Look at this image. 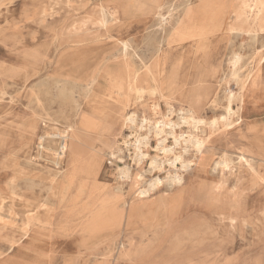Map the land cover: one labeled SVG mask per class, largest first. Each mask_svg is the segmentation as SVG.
I'll use <instances>...</instances> for the list:
<instances>
[{"label":"rangeland","instance_id":"374dc122","mask_svg":"<svg viewBox=\"0 0 264 264\" xmlns=\"http://www.w3.org/2000/svg\"><path fill=\"white\" fill-rule=\"evenodd\" d=\"M99 1L0 0V86L4 83L8 84V94L4 100L0 101V123L2 124H0V259H7L11 256L7 254L10 242L21 239L26 228L31 229L39 224L42 232L30 235L28 243L26 242L29 245L28 256L32 257V264H264V217L258 212V205L263 204L264 199L260 197L255 198V201H259L255 202V205L258 203L256 210H250L249 214L243 215L233 222L234 224L230 219L210 214L206 220L207 224L200 225L202 221H194L185 215L183 219H173V228L170 232L158 236L155 241H152L154 238L150 240L154 237L153 231L149 229L151 221L141 215L142 211L137 210L129 218L127 208L122 211L121 201L117 199L112 202L114 215L116 213L120 215L122 212L123 216L113 218L115 222L109 232L103 231L95 234L94 238L88 241L91 246L98 245V250L89 252L84 248L83 254L81 253L78 257L73 255L75 245L74 243L69 244L86 236L85 226L88 218L94 211L100 209L95 198L93 200L95 202H89V196L87 197L86 194L82 196L78 193V186L82 185L86 190L96 192L95 194L107 187L113 189L121 183L115 173L118 166L116 169L109 167L107 165L109 156L96 148L94 138L83 134L79 137L80 139L78 138L79 142L75 143L73 149L62 157V171L66 170L61 183L52 184V178L55 177L53 175L58 169L54 161L56 151L41 152L38 143L43 137L47 139L51 133L69 135L68 126L74 124L78 116L73 102L58 96L59 91L52 84L54 79H51L52 82L47 81L48 72H58L57 54L52 43L53 37L55 46L61 50L67 47L68 30L81 25L82 22L91 23L99 18ZM204 1L195 0V3L203 5ZM135 2L147 3L149 10L157 4V0H135ZM166 2L168 5H173L180 0H166ZM163 12L173 14L175 11L166 6ZM240 12L246 16L251 15L246 20H253L255 11L244 9ZM233 15V7L226 6L225 15L221 17L225 20V28L218 30L213 42H209L208 49L212 47L211 52H197L196 40H188L180 44H176L175 39L164 40V42L154 39L149 42L147 40L148 31L139 22L123 21L116 28L110 29L109 33L116 38L133 40L139 45L137 50L141 57L136 58L137 66L152 61L154 57L152 47L157 48L156 45L174 47L172 55L181 62V65L175 69L178 70L183 81L177 84L181 88L176 93V98L172 100V104L178 108L186 106L187 102L182 101L180 97L194 90L196 86L194 81L199 73H203L209 79L207 84L218 88L222 75L229 71L228 58L232 51H241L245 57H250L256 49L264 51V32L257 40H252L245 32L239 35L230 33L229 27L236 25L235 19L231 18ZM125 18L133 21L142 19L143 16L141 11L133 10L127 11ZM82 30L90 38L104 33L103 29H97L95 25L85 26ZM111 47L114 48V45L111 44ZM170 51L166 49V54L170 55ZM48 53L54 58L48 63L49 67L47 61L44 60ZM173 59H170L165 67L167 73L172 70ZM36 68L40 73L34 75L32 72ZM28 73L31 80L22 88L21 85ZM259 81H262L260 86L254 87L247 96L245 111H248L244 112V121L241 125L228 131H224L221 127V130L218 129L211 134L209 146L212 151L220 154L222 150H227L234 159L242 152L249 155L257 152L256 146L251 143L255 135L250 129L257 124L264 125V63L260 69ZM225 88L230 91L237 90L233 81L227 85L224 84L222 90L224 91ZM36 90L40 91L44 108L37 106L33 99V92ZM74 96L79 98L80 95L76 93ZM148 98L150 97L146 94V103L159 100L160 110L157 116L166 115L167 105L163 99L157 95L153 99ZM81 101L82 111L96 116L103 123L105 121V124L106 120L115 122L122 117L119 113L122 103L107 96H84ZM236 108L237 106L234 105V109ZM42 109H47L49 117L55 121L35 122L32 119L34 112H41ZM220 113L221 109L213 112L207 105L202 115L212 118ZM149 116L154 117L152 110H149ZM176 118L174 116L173 119L176 120ZM48 122L51 124L48 125ZM183 126V131L189 129L187 125ZM140 134L145 135L144 132ZM124 139L121 136L117 142H123ZM168 144H172L171 138ZM155 147L156 140L152 137V148L148 150L151 155L159 153ZM31 155L32 158H30ZM149 162L148 159L145 163ZM169 168L170 166L166 164L163 171L156 170L155 173L164 177ZM258 170L264 175V161L259 164ZM242 171H244L242 168H237L233 174L227 173L228 176L225 175L224 178L228 177L226 178L228 184L238 182L239 186L244 187L242 191L246 192L253 178ZM128 190L127 185L126 193ZM34 214L37 218L31 220ZM162 217L164 216L160 212L158 216L160 222H162ZM177 235L181 237V242L170 244L171 238ZM113 240L116 242L114 247L118 246L119 241L126 242V251L130 250L131 255L123 256L122 253L119 255L118 248H115L114 255L106 261L102 253ZM130 241L132 246L128 245ZM24 242L25 239L20 245ZM138 248L140 250L146 248L150 252L136 254L139 251ZM46 255H50L51 258L46 259Z\"/></svg>","mask_w":264,"mask_h":264},{"label":"bare ground","instance_id":"6f19581e","mask_svg":"<svg viewBox=\"0 0 264 264\" xmlns=\"http://www.w3.org/2000/svg\"><path fill=\"white\" fill-rule=\"evenodd\" d=\"M132 1L100 0L98 4L99 18L91 23L82 22L81 25L68 30L66 34L67 47L61 50L55 46L54 37L52 42L57 54L58 72H48L47 81L52 82L51 79H54L52 84L59 91L58 96L66 101L71 100L78 115L77 120L75 119L76 122L68 126L69 135L51 133L47 139L43 137L38 143L41 152L56 151L54 161L58 169L54 175L51 174L55 176L52 178V184L61 183L66 170L64 168L65 170L62 171V157L73 149L81 135L86 134L94 138L96 148L108 156L114 155L116 152H123L117 142L119 137L122 136L127 140L134 139L133 142L131 141L135 152L133 164L124 162L118 165L117 172H115L121 182L119 186H115L113 189L107 187L97 194L86 190L82 185L78 186L80 195L89 196V202H95L93 201L95 198L100 206V209L94 211L87 220L86 236L78 240L84 245H87L95 234L103 231L109 232L115 222L114 217L123 216L122 212L120 215L117 213L114 215L112 202L117 199L121 201L122 211L127 208L128 217L135 208L148 207L146 216L156 222L159 210L155 208V205L157 200H162L167 216L170 213L172 217L183 219L185 215H188L193 220L198 217L197 220L203 222L200 225L207 224L206 220L210 214L230 219L233 223L243 215L249 214L250 210H256L258 203L255 205L257 201L255 198L264 199V175L258 170L259 164L264 161L262 160L264 159V125L257 124L250 129L255 135L251 143L256 146L257 152L250 155L242 152L236 159L232 158L233 155L230 156L227 150H222L220 154L216 152L207 154L212 150L209 146L211 134L221 127L224 131L232 130L244 121V112L248 111H245L247 96L254 87H259L262 83L259 78L260 69L264 63V51L256 49L250 57L247 56L248 58L241 51H232L228 58L229 71L222 75L218 88L207 84L209 79L203 73H199L194 81L196 84L194 90L180 97L182 101L187 102L186 106L176 108L172 104V100L176 98V93L181 88L177 84L182 81V78L179 76L178 70L175 69L181 65V62L172 55L174 47L162 45L159 47L156 45L157 48L152 47L154 51L152 61L137 66L136 58L141 57L137 50L139 45L133 40L116 38L109 33L110 29L116 28L123 21L139 22L148 31L147 40L149 42L154 39L163 42L175 39L174 42L180 44L188 40H196L195 49L197 52H209L212 48L208 49L209 42H213L218 30L225 28V20L221 17L225 15L226 6L233 7L234 15L231 18L236 21L235 26L229 27L230 33L239 35L241 32H245L250 35L252 40H257L259 35L264 32V0H205L203 5L196 4L195 0H180L173 5H168L166 0H157V4L152 10L148 8L139 10L138 8L137 11L142 13V19L130 21L125 18V15L128 5ZM166 6L175 12L173 14L164 13L163 8ZM244 9L255 11L252 21L246 20L251 15L246 16L240 12ZM149 19L150 21H147ZM89 25H95L100 30L103 29L104 33L88 37L82 28ZM63 34L62 32V36ZM114 38L115 40H113ZM232 43L234 44V42ZM111 44L114 45V48L111 47ZM166 49L171 50L170 55L166 54ZM169 57L170 59L174 58V62L171 64V72L167 73L165 67L170 60ZM53 59L49 53L44 57L47 64ZM38 73L40 71L37 68L32 72L34 75ZM30 78L29 73L26 74L25 81L21 85L22 88L29 83ZM231 81L235 83L237 90L230 91L225 88L223 91V85H227ZM7 86L6 83L0 86V101L4 100L8 94ZM39 93L40 91H34L33 99L37 106L44 108ZM76 93L80 95L79 98L74 96ZM146 94L150 97L148 99H153L157 95L165 101L166 115L157 116L160 110L159 100L146 103ZM100 95L122 103L119 109L122 117L119 121L106 120L105 124V121L103 123L96 116L82 111L81 98L84 96L99 97ZM207 105L213 112L221 109V113L212 118L204 117L202 113ZM234 105L237 106L236 109H234ZM149 110H152L154 117L149 116ZM73 115L75 117V113ZM49 116L48 110L42 109L41 112L35 111L32 119L35 122L55 121ZM174 116L177 117L176 120L173 119ZM183 125H187L189 129L183 131ZM140 132H144L145 135L141 136ZM152 137H155L156 140L155 149L163 155L159 153L151 155L148 152L149 148H152ZM170 138L172 144H168ZM148 159L150 162L146 164ZM31 162L34 163V161ZM166 164L170 168L164 177L155 173L156 170L163 171ZM237 168H242L246 174H250L253 178L249 190L246 192L242 191L244 187L239 186L236 181L227 183V173L233 174ZM225 175H227L226 178H224ZM222 184H228L230 192H228V188L225 190L220 188L219 185ZM64 185L67 186L66 183ZM127 185L129 190L126 193ZM12 194L14 196V193ZM169 197H172L175 202L168 203L167 198ZM258 206V212L264 217V203ZM141 215H145L144 211ZM34 218H37L36 214L32 215L31 220ZM41 229L39 224L31 229L26 228L21 239L9 243L7 254H11V256L7 259H0V264H32V257L28 256L27 240L30 235L41 233ZM149 229L153 231L154 237L150 238V240L154 238L152 241L163 234L160 228H155L154 223ZM184 233L182 234L184 235ZM23 239L25 242L20 245ZM180 242L179 235L170 240V244ZM115 245L116 242L113 240L102 253L103 257H106L104 258L106 261H109L114 255L115 248H118L119 255L120 253L123 256L131 255L130 250L126 251V242L119 241L118 246L114 247ZM128 245L132 246L131 241ZM138 250L136 254L150 252L146 248L142 250L138 248ZM81 253L83 254V252H78L73 255L78 257ZM94 255L96 256V254ZM50 258L51 256H46V259Z\"/></svg>","mask_w":264,"mask_h":264},{"label":"crops","instance_id":"0c3cea01","mask_svg":"<svg viewBox=\"0 0 264 264\" xmlns=\"http://www.w3.org/2000/svg\"><path fill=\"white\" fill-rule=\"evenodd\" d=\"M138 8H139V10L144 9V8L147 9L148 8L147 3H145V2H143V3H136L135 0H133L132 2L129 3L128 8H127V11L138 10ZM213 153H214V151L210 150L207 154L210 155V154H213ZM262 160H264V159H262ZM219 187L222 188V189H224V190L228 188V192H230V189H229L230 187H229L228 184H222V185H219ZM167 202L168 203H174L175 200L172 197H169V198H167ZM155 208H157L159 210L158 215H157V221L156 222L155 221L153 222L152 221V218H148L146 216V213L149 210L148 207H145V208H141V207L135 208L133 210L132 214L129 217L131 218L137 210L144 211L145 215H143V216L145 218H147L148 220H150L151 221V224L154 223L155 224V228H160L163 231V234L162 235L168 234L170 232V230L173 228L172 227L173 226L172 225V220L175 219L176 217H172L170 215V213L167 216V214L165 213L164 202L162 200H157L156 205H155ZM157 209H156V211H157ZM160 212H162V214L164 216V217H162V222H160L159 219H158V216H159V213ZM214 215L215 216H218L217 214H214ZM197 219H198V217H196L194 219V221L197 220ZM72 243H74V245H75L74 246V250H75L74 252H76V253H74V254H77L78 252H83V249L84 248H85L86 251H89V252H94V251L98 250V245L96 246L95 244H93L92 246H91V244L84 245L81 242H79L78 240H76L74 242L72 241L71 244H69V245H73ZM46 256H50V255H46Z\"/></svg>","mask_w":264,"mask_h":264},{"label":"built area","instance_id":"2783aa9c","mask_svg":"<svg viewBox=\"0 0 264 264\" xmlns=\"http://www.w3.org/2000/svg\"><path fill=\"white\" fill-rule=\"evenodd\" d=\"M132 139H124L123 142L119 143V147L122 149V153L116 152L114 155H110L107 159V165L113 169H116V166L128 162L133 164L134 162V148L131 145ZM122 146V147H121Z\"/></svg>","mask_w":264,"mask_h":264}]
</instances>
